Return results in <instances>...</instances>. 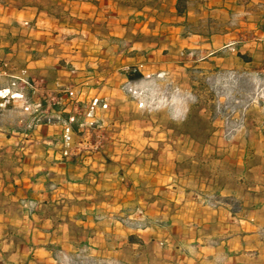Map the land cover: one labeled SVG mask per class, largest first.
Returning a JSON list of instances; mask_svg holds the SVG:
<instances>
[{
	"label": "crops",
	"instance_id": "0c3cea01",
	"mask_svg": "<svg viewBox=\"0 0 264 264\" xmlns=\"http://www.w3.org/2000/svg\"><path fill=\"white\" fill-rule=\"evenodd\" d=\"M180 3L0 0V90L25 97H0V264H62L81 254L114 264H264L262 107L245 109L243 128L231 136L222 160L198 149L138 158L123 152L125 137L131 145L137 138L164 141L163 134L146 133L140 120L115 123L104 148L77 163L62 161L56 151L61 124L11 135L31 120L25 101L59 111L52 100L60 97L64 105V92L73 88L109 103L112 95L128 100L120 87L129 81L125 69L135 65L145 79L166 77L167 55L151 50L146 38L155 35L161 44L174 32L172 45L182 49L192 17L208 24L207 34L191 36L207 42L215 69L236 64L246 77L264 78V0H185L183 15ZM54 6H62L58 16ZM78 33L80 39L73 37ZM234 50L241 56L230 55ZM72 58H81L77 76L68 65ZM152 64L159 69L151 72ZM17 76L34 88H12ZM122 107L134 117L142 111L134 101ZM183 138L194 147L188 135L175 141ZM134 222L144 227L128 225Z\"/></svg>",
	"mask_w": 264,
	"mask_h": 264
},
{
	"label": "rangeland",
	"instance_id": "374dc122",
	"mask_svg": "<svg viewBox=\"0 0 264 264\" xmlns=\"http://www.w3.org/2000/svg\"><path fill=\"white\" fill-rule=\"evenodd\" d=\"M135 2L138 3V1ZM182 6L185 7V4L182 3ZM61 7L54 6L52 10L53 14L58 16ZM196 20L192 17L191 21L187 23L186 33L190 34L185 33L182 36L181 39H185L182 49H177L172 45L173 41L170 39L175 35L174 32H168L164 36L163 41H161V44H159L160 41L155 35L146 38L149 41L148 43L151 44V47H149L151 50H164V54L167 55L168 64L164 65L162 63L161 65L162 70L167 73L166 77L159 79L153 76L145 79L143 76L139 79L131 80L129 79V74H141L139 66L135 65L125 69L128 72L129 81L123 84L120 90L126 96L130 95L129 99L122 100L119 96L112 95L111 99L113 102H108L109 109L105 112L99 111L98 113V117L103 119L105 123L102 132L105 136L104 145L110 141V135L112 136V133L115 132L113 128L115 123L126 124L127 120H140L146 122V133H149L151 137H154V133L156 135H159V133L163 134L164 141L161 143L156 140L146 142L137 138L136 142L131 145L126 141L125 137V140L121 142V150L123 152L134 151L136 158H138L141 153L145 152H158L161 150L162 152L195 151L198 149L201 154L204 151L215 152L216 159L220 158L222 160L224 149L229 145L228 141L231 139V136L243 128L242 120L245 117V109L249 105H257L264 110L263 76L254 73L250 77H246L244 66L239 67L236 64H233L235 68L230 70L229 68H224V63H216L219 67L215 69V63L211 64L208 62L207 56L210 53V48L207 46V42L191 36V34L197 32L208 33L206 21L197 22ZM80 36L82 35L79 33L73 34V37H79L78 39H80ZM78 39L77 45L79 44ZM156 44L157 46L154 47ZM124 48L130 49V46L127 44ZM73 54L76 55L75 53ZM231 54L234 57L241 56V52L238 50L231 51ZM243 54L242 58H246L248 52H243ZM80 55L83 56L82 54ZM225 57L229 58V54ZM79 60L81 58H72L68 64L71 66L73 75L75 74L76 76L77 73L82 72V65L77 64ZM159 67V64H152L151 72L156 71ZM91 69L94 68L91 67ZM230 71L233 72L229 73ZM76 86L78 85H74V87ZM72 90L75 91L78 99L85 100L84 104H77L76 102L71 104L70 101L64 98V105H58L62 106L63 109L55 111L62 118H65L69 114L74 115L80 112L88 98L99 96L97 94H83L82 91L78 92L74 88ZM59 100L60 97H57L52 102L57 103ZM131 101L137 103V106L142 110L139 117H134L136 113L127 112V107H122V105ZM27 116L31 118L30 115L27 114ZM230 117L234 119L231 124L229 122ZM30 122L31 120L25 122L20 130L13 128L11 135L17 136L18 132L22 130L28 134L36 132L38 127H29ZM55 124L60 123L56 121L52 125ZM141 124V128L143 129L144 124ZM120 130L122 131V129ZM181 135L190 136L194 141V147H191V140L187 142L186 138L176 142L175 137H180ZM81 141V135L76 131V134L73 136V144L69 147L73 154L78 151H80V154L83 152L79 145ZM57 146H60V148L57 147L56 151L61 153L63 150L62 142ZM80 154L77 155L76 159H74L73 155V158L68 162L77 163L83 161L84 159L80 158ZM200 156L202 158V155ZM220 164L221 161L210 165V167L217 168L220 167ZM29 203L31 202H25V205ZM27 207L31 208L29 205ZM33 208H35V205ZM128 225L135 228L144 227L139 222ZM62 264L114 263L97 261L93 257L81 254L74 258H66Z\"/></svg>",
	"mask_w": 264,
	"mask_h": 264
},
{
	"label": "built area",
	"instance_id": "2783aa9c",
	"mask_svg": "<svg viewBox=\"0 0 264 264\" xmlns=\"http://www.w3.org/2000/svg\"><path fill=\"white\" fill-rule=\"evenodd\" d=\"M12 88H18L21 85H26L31 88H34L33 84L29 82L23 76L13 77L11 81ZM65 99L70 101V103L76 102L77 104H84L85 100L78 99L77 94L72 89H67L64 92ZM0 97L8 98L10 100L24 99V95L18 92H13L11 88L0 90ZM53 106L59 105V103H53ZM24 111L30 115L31 122L29 127H38L40 125H52L56 121L63 126L62 134V144L63 150L60 153L61 160L68 162L73 158L76 159L80 154V151L74 153L69 149L73 144V136L75 135L74 129L81 135V149L83 152L80 154V158L84 159L85 157H91L92 154L100 152L104 148L105 136L102 134L104 130V121L98 117L99 111H107L109 109V103L102 99L99 96H93L88 98L85 102L84 107L80 112L74 115H68L65 118H62L60 115H57L55 112H47L42 109V103H29L25 101L23 107ZM29 205L31 209L34 207V204L31 202L26 204Z\"/></svg>",
	"mask_w": 264,
	"mask_h": 264
},
{
	"label": "trees",
	"instance_id": "16d2710c",
	"mask_svg": "<svg viewBox=\"0 0 264 264\" xmlns=\"http://www.w3.org/2000/svg\"><path fill=\"white\" fill-rule=\"evenodd\" d=\"M182 3L184 4L185 3V0H181V3H180L179 8H178L179 15L185 14V11H184L185 10V7L182 6ZM141 77H143V75L140 74V73L135 74V75L129 74V79H131V80H136V79H139Z\"/></svg>",
	"mask_w": 264,
	"mask_h": 264
}]
</instances>
